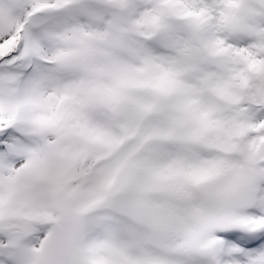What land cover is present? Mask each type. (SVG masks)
<instances>
[{"label": "snow or ice", "instance_id": "6c2138e0", "mask_svg": "<svg viewBox=\"0 0 264 264\" xmlns=\"http://www.w3.org/2000/svg\"><path fill=\"white\" fill-rule=\"evenodd\" d=\"M0 264H264V0H0Z\"/></svg>", "mask_w": 264, "mask_h": 264}]
</instances>
